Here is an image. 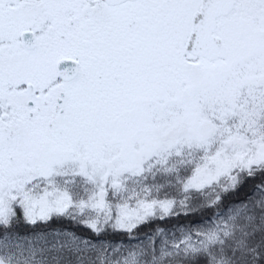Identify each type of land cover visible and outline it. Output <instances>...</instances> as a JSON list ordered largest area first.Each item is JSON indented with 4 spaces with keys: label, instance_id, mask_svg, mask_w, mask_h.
I'll return each mask as SVG.
<instances>
[{
    "label": "snow or ice",
    "instance_id": "6c2138e0",
    "mask_svg": "<svg viewBox=\"0 0 264 264\" xmlns=\"http://www.w3.org/2000/svg\"><path fill=\"white\" fill-rule=\"evenodd\" d=\"M0 264H264V0H0Z\"/></svg>",
    "mask_w": 264,
    "mask_h": 264
}]
</instances>
